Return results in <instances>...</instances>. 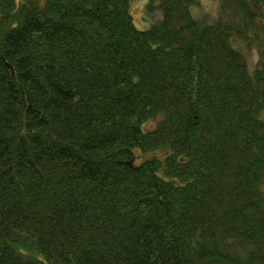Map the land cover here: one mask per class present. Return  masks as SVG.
I'll return each mask as SVG.
<instances>
[{"label":"trees","instance_id":"trees-1","mask_svg":"<svg viewBox=\"0 0 264 264\" xmlns=\"http://www.w3.org/2000/svg\"><path fill=\"white\" fill-rule=\"evenodd\" d=\"M213 1L0 0V264H264V0Z\"/></svg>","mask_w":264,"mask_h":264},{"label":"rangeland","instance_id":"rangeland-1","mask_svg":"<svg viewBox=\"0 0 264 264\" xmlns=\"http://www.w3.org/2000/svg\"><path fill=\"white\" fill-rule=\"evenodd\" d=\"M198 4L194 7V13L196 16H207L209 19H213L219 12V3L213 0H198ZM146 0H133L132 2V15L136 26L140 29H149L154 22V19L159 17V14L151 16L145 13ZM257 48H252L247 53L248 60L251 67H255L259 61L260 55ZM156 125L155 120L148 121L144 128H154ZM138 150V149H137ZM139 161V160H138Z\"/></svg>","mask_w":264,"mask_h":264}]
</instances>
